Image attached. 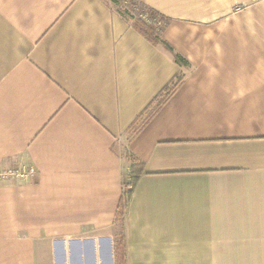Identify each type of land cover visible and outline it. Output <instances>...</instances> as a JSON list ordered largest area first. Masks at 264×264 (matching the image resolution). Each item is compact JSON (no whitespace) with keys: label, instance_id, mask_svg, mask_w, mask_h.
<instances>
[{"label":"crops","instance_id":"crops-1","mask_svg":"<svg viewBox=\"0 0 264 264\" xmlns=\"http://www.w3.org/2000/svg\"><path fill=\"white\" fill-rule=\"evenodd\" d=\"M140 1L0 0V264H264V0Z\"/></svg>","mask_w":264,"mask_h":264},{"label":"trees","instance_id":"trees-1","mask_svg":"<svg viewBox=\"0 0 264 264\" xmlns=\"http://www.w3.org/2000/svg\"><path fill=\"white\" fill-rule=\"evenodd\" d=\"M107 4L111 6V4H117L121 0H105ZM125 5L122 8L115 9V12L124 20L130 23L131 27L139 32L142 36L146 37L149 41L154 43L153 40L149 39V36L146 32H151L155 37V40L158 41L160 38V34L164 28V26L168 23L169 19L162 15L160 12L155 10L154 8L148 6L144 2L140 0H122ZM136 14V17L134 16ZM145 16V18L143 17ZM145 30V31H144ZM160 43H162L168 50H173L170 45H168L165 41L160 39ZM174 59L179 64H186L187 61L179 54H174ZM134 168L132 167L130 171V180L128 186L130 189L124 194L123 205L120 207L123 208L127 204L132 190L137 181V174L134 173ZM122 214V212L120 211ZM120 263H124V254L120 250Z\"/></svg>","mask_w":264,"mask_h":264},{"label":"built area","instance_id":"built-area-1","mask_svg":"<svg viewBox=\"0 0 264 264\" xmlns=\"http://www.w3.org/2000/svg\"><path fill=\"white\" fill-rule=\"evenodd\" d=\"M34 173V169L30 165H23L16 169L0 170V181L17 178L26 179Z\"/></svg>","mask_w":264,"mask_h":264},{"label":"rangeland","instance_id":"rangeland-1","mask_svg":"<svg viewBox=\"0 0 264 264\" xmlns=\"http://www.w3.org/2000/svg\"><path fill=\"white\" fill-rule=\"evenodd\" d=\"M126 5V4H125ZM124 4H123V1L121 0L119 3H117V4H111V6H112V8L115 10V9H119V8H122V7H124L125 6ZM135 17H136V14L134 15ZM144 18H145V16H143ZM145 31V30H144ZM147 33V35L149 36V39H151V40H153L156 44H161L162 45V43H160V39L161 38H159L158 39V41L157 40H155V38L153 39V37H155L153 34H151V32H146ZM161 101V99L160 100H158L157 101V103L158 102H160ZM156 103V104H157ZM157 105H155V107H156ZM151 113V110H149L148 112H146L145 114H144V116L142 117V122H143V120H146L147 119V117L149 116V114ZM139 163L137 162L136 163V165L133 167L134 169V173L133 174H137L138 172H139ZM120 241H122V239L120 240ZM237 262H241V261H237ZM261 263V262H260Z\"/></svg>","mask_w":264,"mask_h":264}]
</instances>
